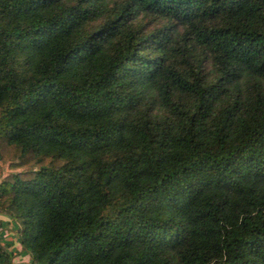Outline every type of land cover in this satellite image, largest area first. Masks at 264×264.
<instances>
[{
	"label": "trees",
	"instance_id": "16d2710c",
	"mask_svg": "<svg viewBox=\"0 0 264 264\" xmlns=\"http://www.w3.org/2000/svg\"><path fill=\"white\" fill-rule=\"evenodd\" d=\"M5 164L35 264H264V0H0Z\"/></svg>",
	"mask_w": 264,
	"mask_h": 264
},
{
	"label": "crops",
	"instance_id": "0c3cea01",
	"mask_svg": "<svg viewBox=\"0 0 264 264\" xmlns=\"http://www.w3.org/2000/svg\"><path fill=\"white\" fill-rule=\"evenodd\" d=\"M11 172L9 166H0V183ZM18 227L7 215L0 212V234L3 247L10 254L15 264H35L29 254L20 246Z\"/></svg>",
	"mask_w": 264,
	"mask_h": 264
},
{
	"label": "rangeland",
	"instance_id": "374dc122",
	"mask_svg": "<svg viewBox=\"0 0 264 264\" xmlns=\"http://www.w3.org/2000/svg\"><path fill=\"white\" fill-rule=\"evenodd\" d=\"M7 166H9V164H5V165H3V167H7ZM11 172H12V171H11ZM11 172H9V174H10Z\"/></svg>",
	"mask_w": 264,
	"mask_h": 264
},
{
	"label": "built area",
	"instance_id": "2783aa9c",
	"mask_svg": "<svg viewBox=\"0 0 264 264\" xmlns=\"http://www.w3.org/2000/svg\"><path fill=\"white\" fill-rule=\"evenodd\" d=\"M3 239V238H2Z\"/></svg>",
	"mask_w": 264,
	"mask_h": 264
}]
</instances>
